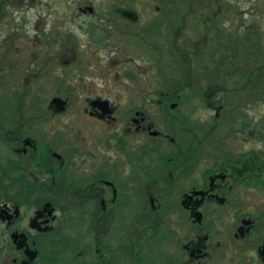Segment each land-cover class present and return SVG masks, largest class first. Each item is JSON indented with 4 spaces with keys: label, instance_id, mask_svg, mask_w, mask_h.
I'll return each instance as SVG.
<instances>
[{
    "label": "flooded vegetation",
    "instance_id": "af4514ba",
    "mask_svg": "<svg viewBox=\"0 0 264 264\" xmlns=\"http://www.w3.org/2000/svg\"><path fill=\"white\" fill-rule=\"evenodd\" d=\"M125 2L0 0V264H264V115L216 98L209 7Z\"/></svg>",
    "mask_w": 264,
    "mask_h": 264
},
{
    "label": "rangeland",
    "instance_id": "374dc122",
    "mask_svg": "<svg viewBox=\"0 0 264 264\" xmlns=\"http://www.w3.org/2000/svg\"><path fill=\"white\" fill-rule=\"evenodd\" d=\"M119 3L127 2L133 5V9L140 10L144 7L153 9L155 5H170L172 1L175 3H179L181 5H188L187 0H118ZM227 1V4H226ZM99 3L106 4L110 2V0H97ZM125 2V3H126ZM203 2L210 8H206V10H200L204 16H200L197 22V19H194V24H191V21H186V34L191 35L192 28H198V33L195 34L196 41L203 37V26L202 22L205 21L208 23L206 24V28L210 30L208 39L211 40L216 36L214 29L212 28L213 24L216 23V29L219 30L220 27L224 28L223 34L221 35L218 41L221 43V47H217L216 45L209 46V53H212L211 58L216 59L219 62L222 56H225L227 59V70L234 73L232 76L228 78V90L226 91L225 95H217L216 98L219 99H228L233 100L234 98L239 99V102L245 108L249 107V105L253 102V100H257L256 104L258 103L257 108V115L262 116L264 115V75L260 76L258 74L257 81L260 83L258 84V88L256 91H252V84H254L255 79L249 71V69H253V67L261 65L264 63V0H223V3L220 0H203ZM202 5V4H199ZM220 6V7H219ZM179 12H183V10H179ZM206 14V15H205ZM192 18L194 14L191 15ZM191 19V18H189ZM188 17L186 20H189ZM201 23V24H200ZM120 24V23H119ZM160 24V23H159ZM205 27V26H204ZM239 34V35H238ZM245 34H248V39L244 40L243 37ZM236 38V40H233ZM238 38V40H237ZM233 40V41H232ZM245 43H243V41ZM259 40V41H258ZM237 41V42H236ZM236 42V43H235ZM253 46L249 47V43H253ZM261 42V43H260ZM260 43V44H258ZM250 44V45H251ZM204 47L203 44H198L195 46V49L201 50ZM207 50V49H206ZM37 51V49H36ZM215 53V54H214ZM180 54H175L172 58L173 63H177L178 65L183 64L181 62ZM164 58V57H163ZM165 57L164 59H166ZM196 58V57H195ZM210 58V57H209ZM257 59V60H255ZM231 61V64H229ZM187 65V64H186ZM165 69V68H164ZM163 76L158 79L161 83H179L181 80L186 79V77L182 76L183 78L179 79V76L170 75L168 70H162ZM197 71L194 70V74ZM231 73V72H230ZM164 74L169 78L166 79ZM229 74V73H228ZM249 77H248V75ZM157 74L153 72H148L145 76L140 77V80H144L145 82L149 83L153 81V77L155 78ZM69 82L73 83L75 81V77H69ZM113 77H108L110 79ZM179 80H178V79ZM197 78L194 79L195 80ZM198 80V79H197ZM158 82V81H157ZM251 82H253L251 84ZM120 83V82H119ZM196 84H201L202 87H205L207 83L203 77H199L198 81L193 82ZM58 83L53 78H50L45 84L39 83V85L46 87V85H57ZM50 89V88H49ZM231 90V91H230ZM55 91H46L45 99L49 98V95L55 94ZM43 94V93H42ZM188 94V92H185ZM49 96V97H48ZM196 100H200L197 99ZM230 108V107H228Z\"/></svg>",
    "mask_w": 264,
    "mask_h": 264
},
{
    "label": "trees",
    "instance_id": "16d2710c",
    "mask_svg": "<svg viewBox=\"0 0 264 264\" xmlns=\"http://www.w3.org/2000/svg\"><path fill=\"white\" fill-rule=\"evenodd\" d=\"M220 2L221 3H223V0H220ZM187 4H191V5H194V4H202V5H206L204 2H203V0H187ZM226 4H227V1H226ZM213 29H215L214 27H212ZM215 31V30H214ZM222 31H224V28L222 27ZM221 31V29H219V30H217L216 29V36H221L222 34H223V32ZM221 34V35H220ZM239 35V34H238ZM249 35L248 34H245V36L243 37V39L244 40H246V39H248L247 37H248ZM233 40H236V38H234ZM232 40V41H233ZM237 40H238V38H237ZM244 40H242L243 41V43H245V41ZM259 41V40H258ZM237 42V41H236ZM235 42V43H236ZM255 42H253L252 44L251 43H249V47L250 46H253V44H254ZM261 43V42H260ZM260 43H258V44H260ZM251 44V45H250ZM252 71H254V72H256V73H258L260 76H262V75H264V63L262 64L261 63V65H259V66H256L255 65V67H253V69H252ZM259 83V82H258ZM260 84V83H259Z\"/></svg>",
    "mask_w": 264,
    "mask_h": 264
}]
</instances>
